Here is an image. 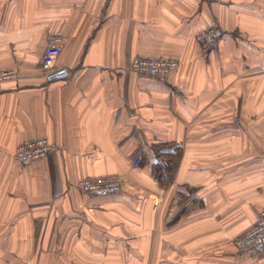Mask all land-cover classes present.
<instances>
[{"label": "crops", "instance_id": "crops-1", "mask_svg": "<svg viewBox=\"0 0 264 264\" xmlns=\"http://www.w3.org/2000/svg\"><path fill=\"white\" fill-rule=\"evenodd\" d=\"M211 25L203 54L195 34ZM50 35L69 80L42 77ZM136 57L179 65L148 78ZM6 70L0 264H264L233 245L264 211V0H0ZM39 138L51 150L18 165L16 147ZM175 150L161 188L152 164ZM97 176L123 191L82 194Z\"/></svg>", "mask_w": 264, "mask_h": 264}, {"label": "built area", "instance_id": "built-area-1", "mask_svg": "<svg viewBox=\"0 0 264 264\" xmlns=\"http://www.w3.org/2000/svg\"><path fill=\"white\" fill-rule=\"evenodd\" d=\"M219 38V29L208 26L195 34V41L201 51L206 54L212 49ZM65 39L61 35H51L47 38L44 51L40 58L41 73L46 83L66 81L70 79L68 67L58 64V58L62 53ZM175 59L159 57L148 59L136 57L130 65V70L139 76L154 78L166 77L178 67ZM16 79L12 70L0 72V85L4 82ZM52 145L45 138L24 142L17 146L13 159L21 166H27L45 157L51 150ZM138 160L135 162L136 166ZM124 181L119 176L88 177L79 181L78 187L82 194L90 197H100L120 194L123 190ZM157 208V205L154 207ZM234 247L242 252H264V211L260 212L257 223L233 240Z\"/></svg>", "mask_w": 264, "mask_h": 264}, {"label": "trees", "instance_id": "trees-1", "mask_svg": "<svg viewBox=\"0 0 264 264\" xmlns=\"http://www.w3.org/2000/svg\"><path fill=\"white\" fill-rule=\"evenodd\" d=\"M210 51H211V49H210ZM209 52H207V53H209ZM179 153H180L179 150H175L171 153L164 154L163 161H161V163L156 162V161L153 162V164H152V175H153V178L157 182L159 187H161V188L167 187L171 183V181L173 180L175 168H176V165H177L178 160H179L178 159ZM140 162H142V160H138V163H137L135 168H137L139 166V164H141ZM114 195H118V194H114ZM114 195H107V196H114ZM181 196H183V195H181ZM102 197H105V196H102ZM180 199H182V198L180 197ZM179 202H181V200ZM183 210L184 209H179L177 211V213L175 214V216H179V214H181V213L183 214Z\"/></svg>", "mask_w": 264, "mask_h": 264}, {"label": "rangeland", "instance_id": "rangeland-1", "mask_svg": "<svg viewBox=\"0 0 264 264\" xmlns=\"http://www.w3.org/2000/svg\"><path fill=\"white\" fill-rule=\"evenodd\" d=\"M122 178V177H121ZM124 181V180H123ZM123 187H124V185H123ZM123 191V190H122Z\"/></svg>", "mask_w": 264, "mask_h": 264}]
</instances>
